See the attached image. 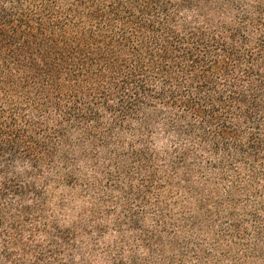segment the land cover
<instances>
[{
    "label": "trees",
    "instance_id": "trees-1",
    "mask_svg": "<svg viewBox=\"0 0 264 264\" xmlns=\"http://www.w3.org/2000/svg\"><path fill=\"white\" fill-rule=\"evenodd\" d=\"M0 264H264V0H0Z\"/></svg>",
    "mask_w": 264,
    "mask_h": 264
},
{
    "label": "rangeland",
    "instance_id": "rangeland-1",
    "mask_svg": "<svg viewBox=\"0 0 264 264\" xmlns=\"http://www.w3.org/2000/svg\"><path fill=\"white\" fill-rule=\"evenodd\" d=\"M123 190V189H122ZM113 194V193H112Z\"/></svg>",
    "mask_w": 264,
    "mask_h": 264
}]
</instances>
